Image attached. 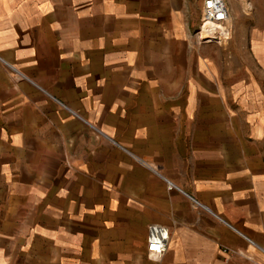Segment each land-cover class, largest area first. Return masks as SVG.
I'll return each mask as SVG.
<instances>
[{"label": "crops", "instance_id": "1", "mask_svg": "<svg viewBox=\"0 0 264 264\" xmlns=\"http://www.w3.org/2000/svg\"><path fill=\"white\" fill-rule=\"evenodd\" d=\"M188 2L0 0V264L264 261V100Z\"/></svg>", "mask_w": 264, "mask_h": 264}, {"label": "rangeland", "instance_id": "2", "mask_svg": "<svg viewBox=\"0 0 264 264\" xmlns=\"http://www.w3.org/2000/svg\"><path fill=\"white\" fill-rule=\"evenodd\" d=\"M228 1L232 9L234 37L225 46L212 43L215 47L214 54L221 55L224 59L225 73L230 74V80L225 81L227 85H230L231 81L241 80L250 81L251 84L253 78L258 87L257 92H260L256 96L259 95L264 100V12H257L252 0H250L252 7H246L242 0ZM187 6L192 21L201 15V7L197 0H189ZM247 8L252 10L247 13Z\"/></svg>", "mask_w": 264, "mask_h": 264}, {"label": "built area", "instance_id": "3", "mask_svg": "<svg viewBox=\"0 0 264 264\" xmlns=\"http://www.w3.org/2000/svg\"><path fill=\"white\" fill-rule=\"evenodd\" d=\"M202 6V13L199 20L200 24L194 32L196 42L199 45L216 43L219 46H225L234 37L233 34L235 33L233 23L228 21L232 13L229 1L202 0ZM247 9V13L252 10V8ZM204 21H210L211 26L204 29L202 27ZM170 241L171 234L169 229L163 225L154 223L148 231L147 257L153 262H161L169 253ZM226 251L229 252V250ZM249 258L253 264H264V261L257 263L252 257Z\"/></svg>", "mask_w": 264, "mask_h": 264}, {"label": "bare ground", "instance_id": "4", "mask_svg": "<svg viewBox=\"0 0 264 264\" xmlns=\"http://www.w3.org/2000/svg\"><path fill=\"white\" fill-rule=\"evenodd\" d=\"M242 1H244V5H245L246 7H252V6H253V5H252V2H251L250 0H242ZM231 19H232V13H231V18L228 20L230 23H232ZM209 26H211V22H210V21H209V22L204 21L203 24H202V27H203L204 29H206V28L209 27Z\"/></svg>", "mask_w": 264, "mask_h": 264}]
</instances>
